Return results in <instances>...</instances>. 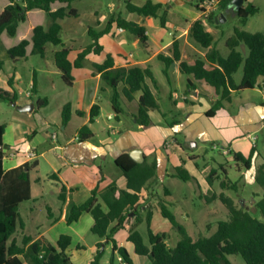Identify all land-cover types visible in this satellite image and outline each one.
I'll return each mask as SVG.
<instances>
[{
	"label": "crops",
	"instance_id": "crops-1",
	"mask_svg": "<svg viewBox=\"0 0 264 264\" xmlns=\"http://www.w3.org/2000/svg\"><path fill=\"white\" fill-rule=\"evenodd\" d=\"M94 1L86 15L87 23L81 22L83 14L76 7L75 2L73 7L78 11V16L59 20L62 26L61 38L67 27V39L62 38V40L71 50L69 56L71 62H74L78 54L93 42L89 32L95 34L103 31L114 17L121 16L144 26L148 41L143 46L136 36L126 30L120 31L114 23L110 32L98 39L102 51L89 53L82 67L73 68L72 86L64 83L62 73L55 64L54 54L61 49V46L48 44L45 58L32 54L34 28L39 25L49 27L51 24L50 18L43 10L29 11L26 21L19 25L16 36L11 37L4 32L0 39V61L4 64L0 72V88L17 92V105L35 104L32 112H21L13 106L18 114L13 115L5 124L4 143L9 146L6 149L8 152L35 150L38 154L35 160H28L24 156H13L3 162L6 171L24 163L34 161L38 163L31 172V197L21 203L20 208L28 201H32L33 204L26 208L25 216L22 217L20 214V227L18 226L14 238L19 245H22L23 239L27 237L32 238V242L41 241L43 244L55 245L61 235H69L72 241L66 252L74 264H89L96 254L99 243H104L105 251L107 248H112V244L92 233L95 221L91 214L84 213L73 223H69L68 219L72 208L84 204L96 188L102 190L116 183L119 189L127 190V178L116 164V160L121 156L131 157L130 153L134 150H142L143 162L157 163L156 177L150 180L140 193V202L144 204L141 216L145 218L148 210H151L152 230L156 234H168V239L175 238L174 247L180 239L172 234L173 226L162 216L161 209L157 205L158 200L166 201L165 198L169 197L174 199L176 204H182V210L191 220L196 232L204 234L207 231L211 235L216 231L217 223L226 218L225 215L219 218V215L215 214L214 207L222 205L216 196L224 192L236 201L226 190H222L220 183L230 180L238 184L239 180L247 177L251 183H256L257 168L264 164V156L258 150L257 135V132L264 131V91L259 87L252 90L261 94L259 102L245 95H240L234 100V95L231 102L225 103L224 108L209 117L207 112L218 99L215 89L204 81H196L193 76L182 74L179 63L175 62L167 69V84H165L167 88L163 92L168 94L172 108L168 104L164 108L161 99L157 96L161 91L155 78V66L161 62L166 69L159 55L171 56L170 49L175 40L180 42L183 60L204 58L206 54L207 50L202 47L200 49V45L190 36L192 24L198 19L203 20L198 9L200 0H153L154 3L162 4L168 11L166 28L159 26L156 33L150 31L149 22L152 19H160L159 17L139 16L129 12L126 7L127 2L143 6L148 0H106L105 3L103 0ZM9 3V0H0V15ZM62 7H67V4L61 2L52 4L53 11ZM215 12H219V4ZM162 14L163 10L159 12V16ZM23 40L29 41L26 57L14 61L9 50ZM109 55L112 56L116 68L150 66L153 71L156 83L151 79H147L146 82L160 108L150 111L152 122L150 127L142 129L138 124L141 92L136 93L132 100L121 94L123 112L118 115L115 113L112 105L113 91L103 80L102 73L95 67L102 65ZM23 68L28 69L31 74V79L26 85L22 74ZM171 69L177 74L176 80L179 83L176 87L173 85L172 77L169 76ZM183 77H186V89L183 93H179L178 88L184 86ZM263 79H259L260 84ZM34 80H36V94L33 92ZM188 81L195 86L189 92ZM123 86L121 83L118 86L121 93ZM29 92L31 95H28ZM39 99H47L48 104L39 107L37 105ZM180 99L184 104L180 103ZM66 104L71 105L73 114L69 123L64 126L62 110ZM96 104L100 107V114L91 123V110ZM52 105L55 107L53 113L48 111ZM234 105L238 108L233 112ZM108 107L113 112L109 111L105 114ZM78 112H82V115ZM102 118L107 120L108 127L99 132L96 126ZM114 120L115 125L111 123ZM85 125L91 128L94 135L91 139L82 141L79 138V130ZM200 142L210 143L214 148L215 145L221 146L229 152L225 154L221 151V155L230 159L233 158V153H241L248 158L254 151L250 169L241 168L243 164L234 160L239 178L237 181L232 180L224 163L217 160L208 163L204 154L196 153L195 150H198ZM178 166L187 170L192 179L182 181L176 177ZM211 173L213 177L210 185L207 177ZM53 174H56L59 180L51 177ZM168 179L175 181L172 188L165 185ZM62 186L66 188L63 193H61ZM257 191L260 199L262 192ZM60 195L64 200H61ZM196 195L204 198L206 205L203 212L204 219L194 217V209L197 206ZM39 209H43L42 214ZM222 209L224 211V208ZM251 214L263 221L258 210ZM198 215L202 217L201 213ZM90 233L96 238L88 239ZM128 237L129 233L125 229L115 235L118 244L130 251L134 264H149L148 257L134 253L133 244L128 241ZM144 240L148 243L145 237ZM167 244L170 246L168 240ZM116 259L120 261L121 258L116 254Z\"/></svg>",
	"mask_w": 264,
	"mask_h": 264
},
{
	"label": "trees",
	"instance_id": "trees-1",
	"mask_svg": "<svg viewBox=\"0 0 264 264\" xmlns=\"http://www.w3.org/2000/svg\"><path fill=\"white\" fill-rule=\"evenodd\" d=\"M0 15V39L4 32L11 37L16 36L18 27L25 22L29 11L33 9L43 10L51 20L49 27L36 26L33 34L32 54L45 58L46 46L53 44L61 46V49L54 54L55 64L62 73V79L68 86H72L74 67H82L85 57L91 53H100L102 47L98 44L100 36L110 32L115 23L119 29H123L136 36L141 44L145 46L148 41L147 30L144 26L128 21L121 16L112 18L106 28L101 32L90 36L93 42L78 54L77 59L71 62L69 59L70 48H67L61 38L62 26L59 20L67 17H77L78 11L73 7L77 0H9ZM55 2L66 3L57 11L52 10ZM231 0H220L219 11H225ZM245 3H248L246 0ZM127 10L143 17H159L163 28L167 26L168 11L160 3L148 0L143 6H136L130 2L126 3ZM163 14L159 16V12ZM259 9L253 4L243 6L240 11H235L239 18L240 27L234 28L233 35L226 39L225 45L230 50L228 56L222 55L215 44L213 34L207 30L203 20H196L190 29V36L204 49V58L183 60L181 45L175 40L170 52L171 56L159 55V59L166 65L167 69L175 62L179 63L180 71L184 75L193 76L196 81H204L215 89L218 99L213 107L207 112L212 117L219 110L224 108L225 103L231 102L234 95L243 91L253 90L259 87L264 91V33H252L242 29L248 22L249 17L256 15ZM219 15L213 12L208 18V23L217 25ZM28 40H23L19 45L11 48L9 54L14 61L26 57ZM245 45L244 52L242 46ZM3 62L0 61V72L3 69ZM102 73V78L112 89V105L118 115L123 112L121 106V94L132 100L134 95L141 92L139 99L137 120L139 126L144 129L152 125L150 111L159 110V103L147 84V79H154L150 66L123 68L115 67L111 55L107 56L102 65H95ZM243 69V77L240 82L235 79V74ZM123 84L122 93L118 90L119 84ZM194 84L187 82V91L192 89ZM33 92L36 94V80H34ZM0 101L11 104L18 101L17 92H9L0 88ZM47 99H39L37 105L45 107ZM73 111L70 104H66L62 110V125L66 126ZM82 115V112H78ZM100 114L99 105H94L91 110L90 122L93 123ZM6 125H0V264H74L66 250L71 244L72 238L69 235H61L55 245L43 244L41 241L32 242L30 237L24 238L22 245L17 243L14 235L17 232L20 222V205L31 197V172L38 163H24L23 165L6 171L3 167V156L8 149L4 143ZM93 132L88 125L79 130V138L82 141L93 137ZM19 152V151H17ZM254 151L246 158L241 153H233V159L242 163L247 169L252 164ZM116 164L122 169L127 178V190H121L116 183H112L104 189L96 188L92 191L90 198L80 206H74L71 210L69 223L76 222L84 213H89L94 218L92 233L108 244H112L113 254L110 264H119L116 254L126 264H134L130 251L120 246L115 239L118 231L125 229L129 233L128 241L133 244L134 253L145 256L149 264H233L229 256L239 255L246 264H264V164L257 168L256 183L262 188L261 198L256 202L257 210L263 217V221L254 217L244 207H237L233 198L224 192L216 196L227 209V218L217 223L216 231L211 235H199L193 238L187 229L178 221L175 214L169 209L167 202L158 200L162 216L169 220L174 230L181 238L175 247L167 244L168 234H156L151 228L153 213L148 210L146 217L141 216L144 204L141 201L142 189L147 183L156 177L157 163H137L128 155H123L116 160ZM51 177L58 176L53 174ZM176 177L182 181L192 179L189 172L183 167H176ZM213 174L207 177L208 183L212 184ZM222 190H237V182L224 180L220 183ZM62 186L61 193L65 191ZM61 197V195H60ZM61 200H64L61 197ZM146 222L148 230V243L137 227ZM104 243L97 245V251L89 264H101L105 254Z\"/></svg>",
	"mask_w": 264,
	"mask_h": 264
},
{
	"label": "rangeland",
	"instance_id": "rangeland-1",
	"mask_svg": "<svg viewBox=\"0 0 264 264\" xmlns=\"http://www.w3.org/2000/svg\"><path fill=\"white\" fill-rule=\"evenodd\" d=\"M104 3L106 2V0H103ZM95 1L94 0H83V1H77L75 2V5L77 8H79L81 10V13L83 14V17L81 19V22L87 23L88 18H87V12L90 8V5L94 4ZM194 3V2H193ZM253 4L254 6H256L259 9V12L254 15L249 17L247 24L242 27L243 29L252 32V33H256V32H262L264 33V0H251V2L245 3L244 6H247V4ZM194 8V7H193ZM195 10V9H194ZM217 14L219 15V22L217 23V25H212L209 24L207 22L206 24V28L208 31H210L214 38H215V44L217 46V48L220 50V52L222 53V55L224 56H228L230 53V50L226 47L225 42L226 39L230 36L233 35V31L234 28L237 26H241L239 23V18L235 13V10L231 9V8H227L225 11H219L217 12ZM224 15L226 18L225 22H221L220 21V16ZM191 19V17L189 18ZM78 24V23H77ZM161 27L160 24V19H152L149 22V29L152 33H156L157 28ZM67 27L65 28L64 32L62 33V38L64 40L67 39ZM199 48L201 49V46H199ZM38 60H41L40 57H37ZM42 63V61H40ZM158 62V61H157ZM165 70L164 65L160 62L157 63V65L155 66V78L156 81L159 83L158 87L160 88L161 93L157 94L158 98L161 99L160 101L162 102V105L164 108L167 107V104L170 108H172L171 106V101L168 97V94L163 93L164 90H166L167 85L165 86V84H167V77L166 74L163 72ZM22 74L24 77V82L25 85L28 84L29 80L31 79V74H29L28 69H22ZM169 76L172 77V82L173 85H178L179 82H177L176 80V71L174 69H171L169 71ZM243 77V69L241 68L236 74H235V79L237 82H240L241 79ZM184 81L186 80V77H183ZM168 87H170L168 85ZM178 87V86H177ZM170 89V88H169ZM179 93H183L184 89H186V81L184 82V86L183 87H179L178 88ZM240 95H245V96H249L252 100H255L257 102H259L261 100V94L258 93L257 91H252V90H247V91H243L240 94H237L234 96V100H237L236 97L238 98V96ZM237 104V101H235ZM180 103L184 104L183 100L180 99ZM235 109L232 110L233 112L238 108L237 105H234ZM55 110L54 105H52L48 111L53 113ZM109 111H112V109H110L109 107L105 110V114ZM18 114L16 109L9 103L4 102V101H0V125H4L6 124L13 115ZM171 120V118H169ZM169 120V121H170ZM182 121V118H181ZM107 120H105L104 118H102L99 122V124L96 126L97 131H103L105 128H107ZM115 120L113 122H111L112 124L115 125ZM257 135L259 137V141H258V150L263 154L264 156V131H259L257 132ZM199 148L198 150L196 149V153L197 154H204V157L207 158V160L209 161L208 163H212L214 162V160H217L219 162L224 163V165L226 166L227 170H228V174L229 177L232 180H238L239 178V174L236 168V165L234 163V159H230L229 157H225L223 155H221V151H222V147L219 145H215L216 147L214 148L210 143H203L200 142L199 144ZM203 164V163H202ZM245 167L244 165L241 167L243 168ZM248 179V180H247ZM247 179H243V180H239L238 181V188L237 190H233V189H228L226 190L227 193L229 195H231L232 197H234L236 199V205L237 207H244L247 208L248 210H250L253 214L257 211V207H256V202L259 200V192L257 190H260L262 192V188L257 184V183H251L249 181V177H247ZM178 182V181H176ZM175 181L172 179H168L165 182V185L169 188H172L174 185ZM167 205L169 207V209L175 214V216L177 217L178 221L187 229L189 235L193 238H197L199 235H209L210 233L205 231L204 234H198L195 228L192 227L191 225V220L187 218V216L184 214L183 210H182V204H176L174 199H171L169 197L165 198ZM195 203L197 204V206L195 207V213H194V217L195 218H199V219H204V209H205V201L204 198L199 197L198 195L195 196ZM33 202L32 201H28L25 202L24 205L21 206L20 208V214L21 216H25V210L27 207H29L30 205H32ZM158 205V202H157ZM223 206V207H222ZM221 208V209H219ZM224 208V211L223 209ZM215 209V214L218 216L219 218H222L223 215L226 216L227 218V209L225 208V206L222 204L221 206H216L214 207ZM40 213L43 211V209H39ZM199 213H201L202 217H199ZM42 214V213H41ZM225 218V219H226ZM224 219V220H225ZM216 223V222H215ZM214 223V224H215ZM20 227V226H19ZM18 227V229H19ZM174 229V228H173ZM138 230L141 232V234L145 237L146 240H148V230H147V225L146 223H143ZM179 239L181 238L180 234L174 230V233ZM91 238H96L93 237V234L90 233L88 235V239ZM175 239V238H174ZM174 239L170 238L168 239L169 242V247H174ZM113 252H112V248H107L104 254V257L102 258L101 264H110V258L112 256ZM231 261L233 262V264H246L244 259L239 256V255H232L230 256ZM118 263H123V260L120 259V261H117Z\"/></svg>",
	"mask_w": 264,
	"mask_h": 264
},
{
	"label": "built area",
	"instance_id": "built-area-1",
	"mask_svg": "<svg viewBox=\"0 0 264 264\" xmlns=\"http://www.w3.org/2000/svg\"><path fill=\"white\" fill-rule=\"evenodd\" d=\"M219 1L220 0H200V2L198 3V9L201 15L203 16V21L205 25L208 22V18L212 15L213 12H215L216 6L219 4ZM122 30L123 29H120V31ZM28 95H31V93L29 92ZM222 152L225 154L229 153L226 149H222ZM13 156H24L28 160H35L38 157V154L35 150H29L27 152H13V153L12 152L10 153L6 150L3 156V162H5L6 160H8L10 157Z\"/></svg>",
	"mask_w": 264,
	"mask_h": 264
},
{
	"label": "water",
	"instance_id": "water-1",
	"mask_svg": "<svg viewBox=\"0 0 264 264\" xmlns=\"http://www.w3.org/2000/svg\"><path fill=\"white\" fill-rule=\"evenodd\" d=\"M246 0H231L229 3V8L235 10V11H240L241 8L244 6ZM220 21L225 22L226 18L224 15L220 16ZM217 23L219 22V19L216 21ZM243 51H246L245 45L242 46ZM12 106L16 107L17 110L21 112H32L35 109V104H26V105H17L16 102L11 103ZM130 156L137 162L141 163L144 161V153L142 150H134L133 152L130 153Z\"/></svg>",
	"mask_w": 264,
	"mask_h": 264
}]
</instances>
